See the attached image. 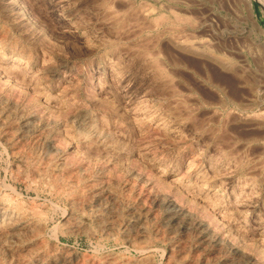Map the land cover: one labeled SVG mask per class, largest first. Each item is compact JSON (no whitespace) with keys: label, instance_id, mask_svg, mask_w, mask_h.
I'll return each instance as SVG.
<instances>
[{"label":"rangeland","instance_id":"1","mask_svg":"<svg viewBox=\"0 0 264 264\" xmlns=\"http://www.w3.org/2000/svg\"><path fill=\"white\" fill-rule=\"evenodd\" d=\"M0 264H264V4L0 0Z\"/></svg>","mask_w":264,"mask_h":264},{"label":"bare ground","instance_id":"2","mask_svg":"<svg viewBox=\"0 0 264 264\" xmlns=\"http://www.w3.org/2000/svg\"><path fill=\"white\" fill-rule=\"evenodd\" d=\"M259 1H261L263 4H264V0H259ZM193 49V48H192Z\"/></svg>","mask_w":264,"mask_h":264}]
</instances>
